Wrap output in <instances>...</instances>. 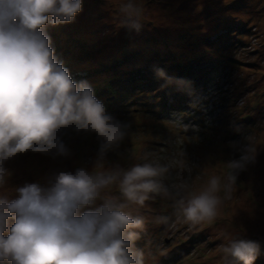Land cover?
<instances>
[{"label": "rangeland", "instance_id": "obj_1", "mask_svg": "<svg viewBox=\"0 0 264 264\" xmlns=\"http://www.w3.org/2000/svg\"><path fill=\"white\" fill-rule=\"evenodd\" d=\"M123 3L83 0L73 22L45 31L72 79L86 81L126 126L96 170L169 168V195L132 209L146 221L135 248L145 264H225L223 247L239 237L260 243L254 264H264V0H135L139 31L122 24ZM63 140L68 156L28 151L7 160L0 196L15 199L18 187L47 186L62 171H92L97 135L69 130ZM247 146L255 159L229 184V161ZM212 177L220 178L221 203L214 218L193 224L179 200L199 195Z\"/></svg>", "mask_w": 264, "mask_h": 264}, {"label": "clouds", "instance_id": "obj_2", "mask_svg": "<svg viewBox=\"0 0 264 264\" xmlns=\"http://www.w3.org/2000/svg\"><path fill=\"white\" fill-rule=\"evenodd\" d=\"M82 4L0 0V188L9 175L5 162L19 153L68 156L63 137L69 130L95 133L99 139L92 171H62L47 186L18 187L15 199L0 196V264H145L135 241L146 221L132 209L145 207L156 195H169L163 183L168 166L145 162L96 170L119 149L126 126L106 113L86 81L72 79L45 31L48 24L73 22ZM119 11L122 24L140 30L135 0H125ZM157 75L165 73L157 69ZM254 159L247 146L239 159L229 161V184ZM220 185V178L212 177L199 195L181 197L184 218L193 224L214 218ZM97 200L102 202L97 205ZM260 251L257 241L230 239L223 247L225 264H254Z\"/></svg>", "mask_w": 264, "mask_h": 264}]
</instances>
